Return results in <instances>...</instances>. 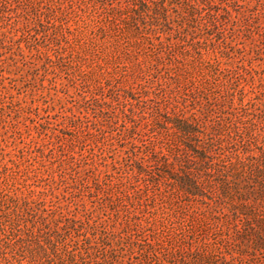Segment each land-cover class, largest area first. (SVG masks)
<instances>
[{"label": "rangeland", "instance_id": "rangeland-1", "mask_svg": "<svg viewBox=\"0 0 264 264\" xmlns=\"http://www.w3.org/2000/svg\"><path fill=\"white\" fill-rule=\"evenodd\" d=\"M0 264H264V0H0Z\"/></svg>", "mask_w": 264, "mask_h": 264}]
</instances>
